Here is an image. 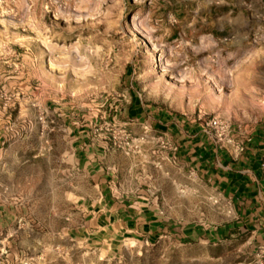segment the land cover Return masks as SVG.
I'll return each instance as SVG.
<instances>
[{
    "label": "rangeland",
    "instance_id": "obj_1",
    "mask_svg": "<svg viewBox=\"0 0 264 264\" xmlns=\"http://www.w3.org/2000/svg\"><path fill=\"white\" fill-rule=\"evenodd\" d=\"M262 1L0 0V201L13 216L0 264H264L249 231L214 233L241 220L227 193L170 141H152L148 121L124 115L133 92L189 124L217 117L235 141L251 138L264 122ZM82 131L113 171L111 192L171 232H129L115 245L95 243L93 227L83 236L68 195L82 185L68 165ZM184 226L214 238L178 236Z\"/></svg>",
    "mask_w": 264,
    "mask_h": 264
},
{
    "label": "crops",
    "instance_id": "obj_2",
    "mask_svg": "<svg viewBox=\"0 0 264 264\" xmlns=\"http://www.w3.org/2000/svg\"><path fill=\"white\" fill-rule=\"evenodd\" d=\"M262 2L264 5V1ZM137 121L140 123L139 119H137ZM146 121L149 123L141 127L147 135H151L150 138L152 141L160 139L168 140V142L170 141L177 151L176 155L181 161L189 160L191 163L195 162L194 164L201 172L200 176L210 185L214 184L216 187L218 186L222 189L223 192L227 193L231 200L237 204L238 214H241V220H237L230 225L228 224L226 227L234 223L240 224V228L253 234V246L256 244L264 248V122L258 129L257 137L254 134L255 131L244 150L249 156V161L254 162L258 160L260 162L259 172L254 174L249 169L240 170V174L245 175L248 182L256 186V192L254 195H245L242 200H239L234 198L232 192L223 187L226 181L224 178H219L217 175L210 174L209 170L213 165L221 167L223 170H229L228 167H226V169L222 167L218 158L215 159L214 163H207L205 166L206 170L200 167L197 160L199 155H197V153L202 149H208H205L202 144V139L199 137L201 134L197 136L196 133L192 134L189 132L190 128L193 126L188 127L184 119H176V122L169 126L167 123L164 126L157 125V127L153 126L149 117L143 120V122ZM195 128L203 132L201 126L197 125ZM79 133L81 134L76 136L78 142L73 148L72 159L68 165L73 171V175H76L82 185L71 186L68 195H70V201L73 203L71 204L72 210L75 211V209H77L84 217V226L82 225L83 227L81 226L82 228L80 229L83 236L89 235L86 231L89 227H93L94 231L97 232L95 237L98 238L97 240L94 239L95 243L105 242L109 245H115V237L119 235L122 236L129 232L145 234L149 239H153L155 235L158 237L160 234H165L166 231L171 232V225L160 222L155 215V210L151 208L139 209L127 194L121 193L120 196H117L111 192V185L114 184L113 171L108 169L103 162L104 155L99 152L100 149L94 146L88 138L85 137L83 131L78 132V134ZM255 139H257V143L254 145ZM216 149L215 146H212L209 151L215 153ZM184 150H186V152H184ZM2 154L3 150L0 148V167L3 164ZM243 155L239 157L241 160L244 159ZM177 156H174V158ZM35 157L37 158V156ZM86 188L94 190L97 196L91 198L90 195L84 191ZM76 191H79V193H75ZM75 197L77 198L78 204H76V202L74 203L73 199ZM12 219L13 216L10 206L0 201L1 244L6 240L1 237V235L11 224ZM224 227L225 226L220 227L218 230L219 232L215 231L214 233L220 235V231ZM187 229H189V232ZM200 229L201 228L196 226L195 229L193 228L190 230V226H184L181 228L178 236L188 238L187 235H189L192 238L200 237L207 240L214 238V235L210 232L211 238H207L205 231ZM112 235L114 236L112 237ZM87 239L91 238L87 236ZM254 263L249 262L248 264Z\"/></svg>",
    "mask_w": 264,
    "mask_h": 264
},
{
    "label": "trees",
    "instance_id": "obj_3",
    "mask_svg": "<svg viewBox=\"0 0 264 264\" xmlns=\"http://www.w3.org/2000/svg\"><path fill=\"white\" fill-rule=\"evenodd\" d=\"M131 100L129 105L124 110L125 118L127 119H139V120H146L148 117L151 120L153 126L157 127V125L164 126L168 123V126L175 123L176 119H180L179 116L172 115L171 113L167 112L164 109L157 108L155 106H151L145 104L137 94L131 92ZM188 127L193 126L190 128L189 132L194 134L196 133L202 139V144L205 147L204 150L202 149L197 153L199 157L197 160L204 170H206L205 166L207 163H214L215 159L218 158L222 167H228L229 170H223V168L218 166H212L210 171L211 175H217L219 178H224L226 181L223 184V187L228 191L232 192L234 198L242 200L245 195H254L256 192V186L252 185L248 182L247 177L245 175L240 174L241 169H249L254 174L259 172L260 162L255 160L254 162L249 161V156L246 151H244V159H233L231 158L228 153L224 149H219L215 146L213 141L210 139L208 135L200 130H197L195 126L196 124H189L185 122ZM257 137L258 130L254 133ZM251 140V139H250ZM257 143V139L254 140V145ZM215 146L216 152H210L209 149ZM189 148V147H188ZM186 152V150H184ZM189 156V155H188ZM226 227V225H224ZM240 224H232L231 226L224 227L220 231V235L222 237H228L232 234H235L236 231L240 230ZM195 229L196 226L190 227V230ZM189 232V229H187ZM156 235L153 239H156ZM188 239H192L189 235H187Z\"/></svg>",
    "mask_w": 264,
    "mask_h": 264
},
{
    "label": "built area",
    "instance_id": "obj_4",
    "mask_svg": "<svg viewBox=\"0 0 264 264\" xmlns=\"http://www.w3.org/2000/svg\"><path fill=\"white\" fill-rule=\"evenodd\" d=\"M201 127L203 132L210 137L217 148H220V144L230 145L233 150V155L236 157L245 150V143L250 141V137H246L244 143L235 141L231 134L230 126L224 120L217 117L211 118ZM261 252H264V248H262Z\"/></svg>",
    "mask_w": 264,
    "mask_h": 264
}]
</instances>
